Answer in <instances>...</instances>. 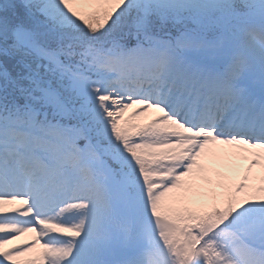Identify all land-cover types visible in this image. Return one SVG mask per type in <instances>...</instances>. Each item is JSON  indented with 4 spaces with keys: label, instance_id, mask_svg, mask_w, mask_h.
<instances>
[{
    "label": "snow or ice",
    "instance_id": "1",
    "mask_svg": "<svg viewBox=\"0 0 264 264\" xmlns=\"http://www.w3.org/2000/svg\"><path fill=\"white\" fill-rule=\"evenodd\" d=\"M0 264H264V0H0Z\"/></svg>",
    "mask_w": 264,
    "mask_h": 264
}]
</instances>
